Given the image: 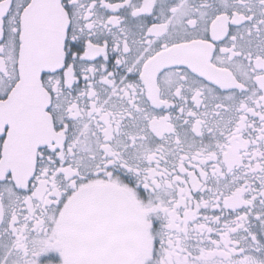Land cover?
<instances>
[{
  "label": "snow or ice",
  "instance_id": "6c2138e0",
  "mask_svg": "<svg viewBox=\"0 0 264 264\" xmlns=\"http://www.w3.org/2000/svg\"><path fill=\"white\" fill-rule=\"evenodd\" d=\"M0 264H264V0H0Z\"/></svg>",
  "mask_w": 264,
  "mask_h": 264
}]
</instances>
